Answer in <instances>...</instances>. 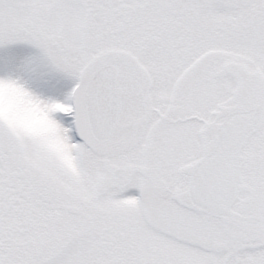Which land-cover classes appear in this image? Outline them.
Wrapping results in <instances>:
<instances>
[{
	"label": "snow or ice",
	"instance_id": "obj_1",
	"mask_svg": "<svg viewBox=\"0 0 264 264\" xmlns=\"http://www.w3.org/2000/svg\"><path fill=\"white\" fill-rule=\"evenodd\" d=\"M0 264H264V0H0Z\"/></svg>",
	"mask_w": 264,
	"mask_h": 264
}]
</instances>
